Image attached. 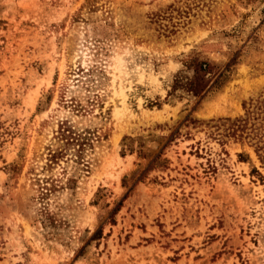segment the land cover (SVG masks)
<instances>
[{"label": "rangeland", "instance_id": "374dc122", "mask_svg": "<svg viewBox=\"0 0 264 264\" xmlns=\"http://www.w3.org/2000/svg\"><path fill=\"white\" fill-rule=\"evenodd\" d=\"M238 118L264 0H0V264H264Z\"/></svg>", "mask_w": 264, "mask_h": 264}, {"label": "trees", "instance_id": "16d2710c", "mask_svg": "<svg viewBox=\"0 0 264 264\" xmlns=\"http://www.w3.org/2000/svg\"><path fill=\"white\" fill-rule=\"evenodd\" d=\"M248 118L245 119H235L228 126L227 130L229 131V136L235 137L238 140H249V142H253V139L256 140L252 146H254L255 154L259 160V162L264 167V134H252V130L247 127ZM250 130V131H249Z\"/></svg>", "mask_w": 264, "mask_h": 264}]
</instances>
